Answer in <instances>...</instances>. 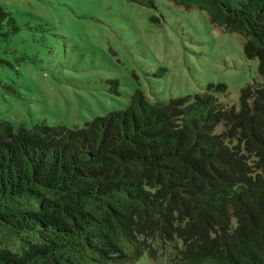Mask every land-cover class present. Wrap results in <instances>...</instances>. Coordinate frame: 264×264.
Wrapping results in <instances>:
<instances>
[{"label":"trees","instance_id":"trees-1","mask_svg":"<svg viewBox=\"0 0 264 264\" xmlns=\"http://www.w3.org/2000/svg\"><path fill=\"white\" fill-rule=\"evenodd\" d=\"M168 1L243 36L264 77V0ZM20 29L0 4V38ZM226 89L152 103L135 89L82 127L0 121V230L18 241H0V264H155L139 262L150 242L173 244L169 264H264V83L238 108L217 101Z\"/></svg>","mask_w":264,"mask_h":264},{"label":"rangeland","instance_id":"rangeland-1","mask_svg":"<svg viewBox=\"0 0 264 264\" xmlns=\"http://www.w3.org/2000/svg\"><path fill=\"white\" fill-rule=\"evenodd\" d=\"M0 4L21 27L0 38V121L15 133L35 123L82 127L123 109L135 89L151 103L167 102L224 83L217 101L238 108L243 87L264 83L257 60L243 54V36L204 10L168 0H155L154 7L129 0ZM0 241L18 246L4 230ZM150 244L155 252L145 251L139 262L169 264L173 244Z\"/></svg>","mask_w":264,"mask_h":264}]
</instances>
